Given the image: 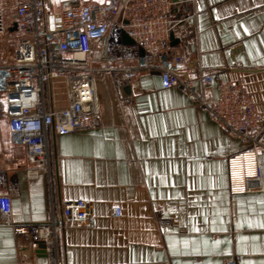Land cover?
Returning a JSON list of instances; mask_svg holds the SVG:
<instances>
[{
  "label": "crops",
  "instance_id": "1",
  "mask_svg": "<svg viewBox=\"0 0 264 264\" xmlns=\"http://www.w3.org/2000/svg\"><path fill=\"white\" fill-rule=\"evenodd\" d=\"M170 16L168 45L192 61L197 91L214 99L221 84L240 83L264 118V0H178ZM138 54L117 27L94 47L91 62L111 67L97 81L102 123L50 128L51 167L37 178L11 139L0 93V195L10 196L13 222H59L67 201L88 199L96 223L58 231L60 264H264V146L263 190L232 192L230 158L249 146L179 88H165L157 68L126 71ZM195 60L210 84H201ZM0 264L50 262L29 233L0 222Z\"/></svg>",
  "mask_w": 264,
  "mask_h": 264
},
{
  "label": "built area",
  "instance_id": "2",
  "mask_svg": "<svg viewBox=\"0 0 264 264\" xmlns=\"http://www.w3.org/2000/svg\"><path fill=\"white\" fill-rule=\"evenodd\" d=\"M174 0H109L103 4L63 1L58 10H48L46 0H0V34L10 29L18 40L14 56L3 65L6 74L0 93L7 96L11 139L23 145L30 178L50 170L48 131L57 134L97 128L102 112L97 93L98 79L111 69L104 60L92 63L94 47L112 27L126 32L142 49L125 70L157 68L165 88L177 87L205 111L212 121L241 139L249 148L230 158V185L234 193L263 190L262 168L257 148L264 146V118L255 100L240 83L220 85L218 98L197 91L187 76L192 61L173 52L168 45L177 21L171 18ZM9 13L12 22L9 23ZM199 70L202 85L213 76ZM65 103L59 105V101ZM50 102V104H49ZM8 193L0 195V222L29 233L43 247L50 264H60L57 233L66 227L96 223L88 199L67 201L59 222L16 225L11 217ZM121 215V208L114 209ZM227 264H235L228 259Z\"/></svg>",
  "mask_w": 264,
  "mask_h": 264
},
{
  "label": "rangeland",
  "instance_id": "3",
  "mask_svg": "<svg viewBox=\"0 0 264 264\" xmlns=\"http://www.w3.org/2000/svg\"><path fill=\"white\" fill-rule=\"evenodd\" d=\"M62 0H46L47 9L54 11L60 8ZM9 23L12 22L11 13H9ZM18 40L13 38L10 29L5 33L0 34V65H3L5 62L9 61L15 53ZM6 72L4 69L0 70V82L4 78Z\"/></svg>",
  "mask_w": 264,
  "mask_h": 264
},
{
  "label": "water",
  "instance_id": "4",
  "mask_svg": "<svg viewBox=\"0 0 264 264\" xmlns=\"http://www.w3.org/2000/svg\"><path fill=\"white\" fill-rule=\"evenodd\" d=\"M174 1H178V0H174ZM170 38L172 39V40H174V33L172 32L171 34H170ZM122 41H123V43H125V44H135V41L133 40V38H131L126 32H124V31H122ZM140 51H141V54H143V51H142V49H140ZM41 247V246H40ZM41 250H43V249H41Z\"/></svg>",
  "mask_w": 264,
  "mask_h": 264
},
{
  "label": "snow or ice",
  "instance_id": "5",
  "mask_svg": "<svg viewBox=\"0 0 264 264\" xmlns=\"http://www.w3.org/2000/svg\"><path fill=\"white\" fill-rule=\"evenodd\" d=\"M261 227H264V225H261Z\"/></svg>",
  "mask_w": 264,
  "mask_h": 264
}]
</instances>
